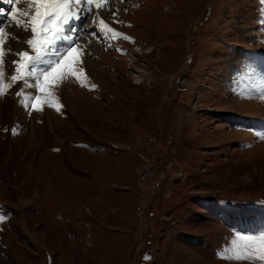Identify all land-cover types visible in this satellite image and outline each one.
<instances>
[{
    "label": "rangeland",
    "instance_id": "1",
    "mask_svg": "<svg viewBox=\"0 0 264 264\" xmlns=\"http://www.w3.org/2000/svg\"><path fill=\"white\" fill-rule=\"evenodd\" d=\"M34 2L0 0V264L264 252V0H99L43 91L12 63Z\"/></svg>",
    "mask_w": 264,
    "mask_h": 264
},
{
    "label": "snow or ice",
    "instance_id": "2",
    "mask_svg": "<svg viewBox=\"0 0 264 264\" xmlns=\"http://www.w3.org/2000/svg\"><path fill=\"white\" fill-rule=\"evenodd\" d=\"M6 2L11 4V0H6ZM18 2H22V0H18ZM76 7L77 0H73L71 5L65 2L52 3L50 0H35L34 14L23 13V15L27 17L24 21V25L30 24L32 32V38L28 39L26 43L31 46L35 55L29 56L27 52H19L18 56L20 57V60H13L12 63L17 65L16 72L21 74V79H25L22 75L25 69H27L28 77H35L36 84L31 86H39L43 91L49 77L53 76L61 65H63L65 61L77 51V48L74 47V45L80 35H96L95 23H93L91 31L86 23L84 25H79V21L87 20L91 7L85 8L82 0H80L79 13L74 15L72 9ZM65 8H68L67 12L64 11ZM3 11L4 9H0V12ZM19 23V21H16L17 25H19ZM25 30L27 31V28H25ZM61 41H63V45L57 50L55 46ZM48 53L52 54L50 59H40ZM37 61H39L43 67H37ZM41 77L43 78V83H40ZM12 79L15 81L17 77L13 76ZM25 83H27L26 79ZM17 95H20V93H17ZM33 107H35V105H33ZM261 138L264 139V134H261ZM235 258H259L264 260V255H260L259 257H256L255 255L237 256Z\"/></svg>",
    "mask_w": 264,
    "mask_h": 264
},
{
    "label": "bare ground",
    "instance_id": "3",
    "mask_svg": "<svg viewBox=\"0 0 264 264\" xmlns=\"http://www.w3.org/2000/svg\"><path fill=\"white\" fill-rule=\"evenodd\" d=\"M60 2H65L69 5H71L73 3V0H57V3H60ZM83 2V6L85 8H88V5L90 6H93L94 8H96L99 4H102V3H98L99 0H82ZM32 7V6H31ZM79 8H80V0H77V7L72 9V12L74 15L78 14L79 13ZM67 8L64 9V11L66 12ZM20 14V13H19ZM93 46V45H92ZM77 48V51L75 53H73V55L70 57V60L73 62V63H76V64H84L86 65L85 63V60L83 59V56L85 55V49L87 47L86 43L85 42H81V43H78V45L74 46ZM92 50V52H94L95 50H97V48H90ZM87 50V49H86ZM90 51V50H89ZM88 53V52H86ZM90 55V54H89ZM88 55V56H89ZM86 57V56H85ZM86 59V58H85ZM81 61L83 63H81ZM88 63V62H87ZM88 65V64H87ZM86 67V66H84Z\"/></svg>",
    "mask_w": 264,
    "mask_h": 264
},
{
    "label": "crops",
    "instance_id": "4",
    "mask_svg": "<svg viewBox=\"0 0 264 264\" xmlns=\"http://www.w3.org/2000/svg\"><path fill=\"white\" fill-rule=\"evenodd\" d=\"M255 250L253 249H250L249 252H247V250H242L240 251V256L242 255H254V254H263L264 255V252L262 253H254ZM248 262H250V264H264V262L260 263V261H256L255 259H250L248 260Z\"/></svg>",
    "mask_w": 264,
    "mask_h": 264
},
{
    "label": "built area",
    "instance_id": "5",
    "mask_svg": "<svg viewBox=\"0 0 264 264\" xmlns=\"http://www.w3.org/2000/svg\"><path fill=\"white\" fill-rule=\"evenodd\" d=\"M150 146L147 147V149L151 150L152 147H154L153 145H151V142H149ZM142 148V147H141ZM153 172L151 171L150 168H145L144 170V176L147 177L148 174H152Z\"/></svg>",
    "mask_w": 264,
    "mask_h": 264
}]
</instances>
